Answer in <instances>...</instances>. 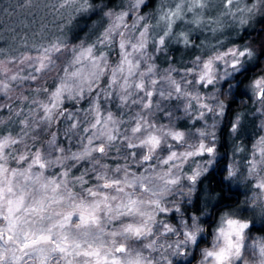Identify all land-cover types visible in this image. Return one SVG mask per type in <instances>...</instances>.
Returning <instances> with one entry per match:
<instances>
[{"label":"clouds","instance_id":"1","mask_svg":"<svg viewBox=\"0 0 264 264\" xmlns=\"http://www.w3.org/2000/svg\"><path fill=\"white\" fill-rule=\"evenodd\" d=\"M13 13L0 264H41L22 237L56 213L100 256L47 264H264V0H6L0 24Z\"/></svg>","mask_w":264,"mask_h":264},{"label":"snow or ice","instance_id":"2","mask_svg":"<svg viewBox=\"0 0 264 264\" xmlns=\"http://www.w3.org/2000/svg\"><path fill=\"white\" fill-rule=\"evenodd\" d=\"M12 201H9V212H12ZM50 206V205H49ZM23 207V200L21 199L17 204L16 208L20 209ZM30 211L38 212L40 219L43 220L47 217L46 206L44 202L40 203L39 208L33 207ZM56 216H60L59 220L51 222L47 225L40 227L35 231H29L22 237V246L20 251L22 253L26 250L31 249L30 254H39V259L41 264H47L48 260L52 255L58 254L59 257L67 259V257L72 255H84L87 257H97L99 258L100 253L98 250H89L88 241L86 239L87 233L79 239H71L67 233H65V227L70 221V216L64 217L60 213H56ZM51 221V217H47ZM80 221L79 227L84 228L90 224L96 222V217L94 213H80L78 217ZM12 225H10V228ZM59 229V232L56 231ZM3 237L0 236V242L3 241ZM12 235H9L8 240H12ZM6 264H12V260L6 262ZM22 264V262H21ZM68 264H71V261H68ZM96 264H100V260L97 259Z\"/></svg>","mask_w":264,"mask_h":264},{"label":"rangeland","instance_id":"3","mask_svg":"<svg viewBox=\"0 0 264 264\" xmlns=\"http://www.w3.org/2000/svg\"><path fill=\"white\" fill-rule=\"evenodd\" d=\"M11 11V9H9ZM28 15L27 13H13L12 16H8L7 14H3V24H0V27H3L4 24H7L9 26L15 27L17 23H19L21 20L27 19ZM33 18H35V13H33ZM33 256L39 258V254H33ZM27 259V258H26Z\"/></svg>","mask_w":264,"mask_h":264},{"label":"trees","instance_id":"4","mask_svg":"<svg viewBox=\"0 0 264 264\" xmlns=\"http://www.w3.org/2000/svg\"><path fill=\"white\" fill-rule=\"evenodd\" d=\"M157 3V0H152V4L155 5ZM6 4V0H0V6H3ZM261 23H264V19L261 20Z\"/></svg>","mask_w":264,"mask_h":264}]
</instances>
